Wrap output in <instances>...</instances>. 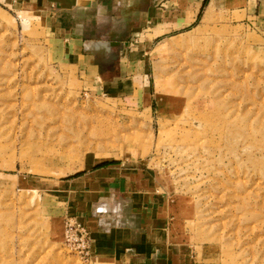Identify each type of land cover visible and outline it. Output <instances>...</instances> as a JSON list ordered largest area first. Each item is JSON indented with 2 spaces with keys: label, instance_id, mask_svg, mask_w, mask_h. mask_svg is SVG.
I'll return each instance as SVG.
<instances>
[{
  "label": "rangeland",
  "instance_id": "1",
  "mask_svg": "<svg viewBox=\"0 0 264 264\" xmlns=\"http://www.w3.org/2000/svg\"><path fill=\"white\" fill-rule=\"evenodd\" d=\"M246 1L159 38L147 79L115 92L46 21L0 4V264H92L66 229L68 183L95 162L160 178L177 264H264V25L247 15L264 0Z\"/></svg>",
  "mask_w": 264,
  "mask_h": 264
},
{
  "label": "crops",
  "instance_id": "2",
  "mask_svg": "<svg viewBox=\"0 0 264 264\" xmlns=\"http://www.w3.org/2000/svg\"><path fill=\"white\" fill-rule=\"evenodd\" d=\"M214 1L233 12L246 8L238 5L240 0H0V4L46 21L67 48L68 60L83 65L84 74L104 84L105 92H115L119 82L138 81L134 73L138 69L147 79L143 71L149 47L161 37L192 30ZM247 15L256 25H264V15ZM68 184L75 221L91 235L90 263L177 264L176 248L182 247L171 233V205L155 173L125 163L95 162Z\"/></svg>",
  "mask_w": 264,
  "mask_h": 264
},
{
  "label": "built area",
  "instance_id": "3",
  "mask_svg": "<svg viewBox=\"0 0 264 264\" xmlns=\"http://www.w3.org/2000/svg\"><path fill=\"white\" fill-rule=\"evenodd\" d=\"M66 242L75 247L87 260L90 259L92 245L90 232L75 220L67 221Z\"/></svg>",
  "mask_w": 264,
  "mask_h": 264
},
{
  "label": "trees",
  "instance_id": "4",
  "mask_svg": "<svg viewBox=\"0 0 264 264\" xmlns=\"http://www.w3.org/2000/svg\"><path fill=\"white\" fill-rule=\"evenodd\" d=\"M206 3H207V2H206ZM206 3H205V4H206Z\"/></svg>",
  "mask_w": 264,
  "mask_h": 264
}]
</instances>
